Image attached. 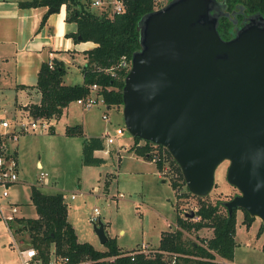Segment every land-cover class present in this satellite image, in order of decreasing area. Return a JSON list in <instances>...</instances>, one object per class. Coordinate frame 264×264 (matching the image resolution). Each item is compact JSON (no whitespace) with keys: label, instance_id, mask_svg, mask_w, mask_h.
Here are the masks:
<instances>
[{"label":"water","instance_id":"95a60500","mask_svg":"<svg viewBox=\"0 0 264 264\" xmlns=\"http://www.w3.org/2000/svg\"><path fill=\"white\" fill-rule=\"evenodd\" d=\"M225 13L219 0H169L140 18L123 120L131 136L169 151L193 195L211 191L227 160L226 179L240 193L224 206L264 225V15L249 14L224 40ZM93 230L104 245V224Z\"/></svg>","mask_w":264,"mask_h":264},{"label":"rangeland","instance_id":"374dc122","mask_svg":"<svg viewBox=\"0 0 264 264\" xmlns=\"http://www.w3.org/2000/svg\"><path fill=\"white\" fill-rule=\"evenodd\" d=\"M168 1L156 0V5L161 7ZM76 73L79 76L77 70ZM122 110L123 105L106 107L99 103L84 109L71 102L59 118L29 119L15 113L11 95L0 91V124L2 121L10 123L7 129L0 125V132L18 129L21 123L34 120L38 125L36 131L29 130L18 136L16 145L20 182L9 187L8 197L0 199V205L8 210L7 205L13 204L18 209L17 216L36 217L29 197L30 186L37 185L44 193L63 194L68 218L81 241H87L97 249L104 248L93 230V224L88 221L89 214L97 207L100 222L105 225V233L108 238H115L122 250L140 249L137 246L147 244V250L153 254L160 233L167 230L170 224L172 227L169 231L177 229L178 218H190L189 215L192 212L195 214L200 202H225L239 195V190L226 179L229 165L227 160L215 169L211 191L202 198L193 195L186 183L177 176L164 149L150 142L149 153L160 154L161 168L156 164L158 160H147L136 153L133 149L134 138L124 125ZM103 114L108 118L103 119ZM77 124L81 125L83 133L88 136L101 137L105 133L115 136L114 130L117 127H122L124 134L116 137L113 144L104 145V150L98 153L105 159V163L85 166L82 164L81 137L65 133L66 126ZM146 142L140 140L138 146ZM40 172L47 174L42 184L39 183ZM174 181L177 182L176 187L172 185ZM220 210L224 212V208ZM261 226L264 225L259 218H254L250 226H246L244 212L237 209L233 260L243 264H264V229L259 233ZM11 230L13 235L0 218V264L19 263L11 238L17 242L22 239L14 233L12 224ZM211 235V229L202 228L199 231L184 230L182 237L186 241L201 243L202 239H208ZM177 261L179 264H190L181 258Z\"/></svg>","mask_w":264,"mask_h":264},{"label":"trees","instance_id":"16d2710c","mask_svg":"<svg viewBox=\"0 0 264 264\" xmlns=\"http://www.w3.org/2000/svg\"><path fill=\"white\" fill-rule=\"evenodd\" d=\"M124 10L120 13H110L106 9L98 11L92 7L89 0H21L20 6H53L57 10L65 6V20L76 23V32L69 34L73 41L93 42L95 46L85 50L86 63L82 68V83L65 84L66 68L62 61L52 60V67L48 62L41 64L37 75L36 88L40 91L41 99L38 104H31L27 110L29 116L40 119L59 118L64 108L78 98L90 93V86L96 84L97 93L102 95L108 107L123 105V87L129 68H119L120 59L125 56L129 61L133 53L140 49L139 27L140 18L147 12L158 8L156 0H121ZM229 14L244 20L245 15L259 12L264 15V0H226ZM56 10V11H57ZM44 13L41 24L46 21ZM243 17V19H242ZM234 20V19H233ZM224 15L220 18V25L228 32L237 24ZM219 34L220 30L218 29ZM225 32V33H226ZM233 37L234 33L228 32ZM226 33V34H228ZM222 37V35H221ZM231 37V38H232ZM223 38V37H222ZM230 39V38H229ZM66 135L80 136L82 139V164L85 166H100L105 159L96 156L97 150L104 149L102 137L86 136L81 125L66 126ZM134 138L133 149L147 160H152L149 153L150 142L138 146L140 139ZM170 158L177 176L184 181L181 169L172 158L169 151L161 145ZM161 168L162 162H156ZM177 186V182L172 184ZM196 196V195H195ZM202 198L204 196H197ZM30 202L34 206L36 217H17L11 224L14 233L19 234L21 246L33 247L43 264H47L52 254L68 258V264H169L167 253H179V258L190 264H218L214 262L216 255L232 259L236 247V212L231 213L224 206V201L214 203L200 202L195 211L193 221L190 218H178V228L162 233L158 248L153 254L135 252L136 249L122 250L115 238H108L103 249L95 248L89 242H79L74 227L68 220V207L61 193H44L40 186H30ZM224 208V212L220 208ZM244 221L250 226L254 220L246 211ZM11 227V225H10ZM202 228L211 229L212 235L202 239L201 243L183 239V231H199ZM264 229L261 226L259 233ZM264 250V245H263ZM184 256V257H183ZM193 257V258H192ZM178 258V259H179ZM175 264H179L176 261Z\"/></svg>","mask_w":264,"mask_h":264},{"label":"crops","instance_id":"0c3cea01","mask_svg":"<svg viewBox=\"0 0 264 264\" xmlns=\"http://www.w3.org/2000/svg\"><path fill=\"white\" fill-rule=\"evenodd\" d=\"M20 1L0 0V91L11 95L15 113L30 119L27 108L31 104H38L41 99L40 91L36 88L41 64L49 59L62 61L66 68L64 83H82V68L86 63L84 51L95 44L90 41L76 43L69 36L76 32V23L65 20L64 5L57 11L48 12V6L23 7ZM44 13L48 15L41 24ZM76 70L80 77L75 75ZM100 151L94 154L101 157L98 155ZM170 227L171 224L165 231L171 230ZM165 231L160 233V238ZM77 240L87 242L81 241L78 235ZM142 245L147 244L137 247Z\"/></svg>","mask_w":264,"mask_h":264},{"label":"built area","instance_id":"2783aa9c","mask_svg":"<svg viewBox=\"0 0 264 264\" xmlns=\"http://www.w3.org/2000/svg\"><path fill=\"white\" fill-rule=\"evenodd\" d=\"M89 3L92 7L102 10L106 9L110 11V13H120L124 10L123 3L121 0H89ZM48 64L52 67V59H49ZM131 61H129L125 56H123L118 64L119 68L130 69ZM99 87L96 84L90 86V93L85 95L84 97L78 98L76 100V104L81 106L84 109H89L99 103H102L106 107L105 101L102 95L97 93ZM103 119H107L108 116L106 114L102 115ZM40 119V118H38ZM43 120V119H41ZM1 126L5 129L9 128L10 123L8 121H2ZM38 129V125L36 121H32L29 123H21L18 129L13 128L4 132H0V199H6L8 197V189L11 185L19 183V163L17 160L16 142L18 140V136L20 133L28 132L29 130L36 131ZM115 136H111L108 133L102 136L104 145L113 144L116 140V137L123 136L124 129L122 127H117L115 130ZM118 150V149H117ZM106 152H109L108 150ZM119 152V150L117 151ZM159 153L153 152L152 160L155 162L159 159ZM47 178L46 172H40L39 183H43ZM73 197V196H72ZM8 210L2 205H0V218L4 221L6 226L8 227L9 233L12 234L11 223L19 216H17L18 209L15 205L10 204L7 205ZM88 221L91 224H98L100 221V211L97 207H94L92 212L88 216ZM12 239V246L16 248L19 258V264H43L41 259L37 255V251L33 247H23L17 242L14 238ZM135 252L142 254H149V250H147L146 245H142L140 249H136ZM167 259L169 264H175L177 259L181 256L179 253H167ZM214 262L218 264H243L236 262L233 259H226L219 255H216ZM47 264H68V258L64 256H58L56 254H52L50 260Z\"/></svg>","mask_w":264,"mask_h":264},{"label":"flooded vegetation","instance_id":"af4514ba","mask_svg":"<svg viewBox=\"0 0 264 264\" xmlns=\"http://www.w3.org/2000/svg\"><path fill=\"white\" fill-rule=\"evenodd\" d=\"M219 2H220V8H221V10H223V11L226 12L227 14L225 13V14H223V15H220V17H219V19H218V29L220 30V33H221L223 39H224V40H228L229 38L232 37L231 35H229L228 32H231L232 34L234 33L233 25H232V27H231L230 29H228V32H226L225 28H224L223 26L220 25V18H221L222 16L226 15V16H228L230 19H232V20L234 19L233 21H234L238 26H240L243 22H241L242 20L238 19L239 17H234V15H236V13L231 12V13H233V15H232V14H231V15L229 14V12H228L227 9H226V0H219ZM236 16H238V15H236ZM246 16H248V15H245L244 18H245ZM242 19H243V17H242ZM238 26H237V27H238ZM225 32L228 33V34H226Z\"/></svg>","mask_w":264,"mask_h":264}]
</instances>
